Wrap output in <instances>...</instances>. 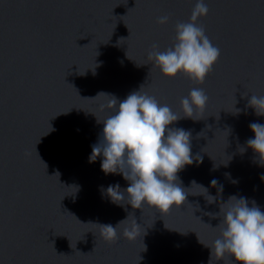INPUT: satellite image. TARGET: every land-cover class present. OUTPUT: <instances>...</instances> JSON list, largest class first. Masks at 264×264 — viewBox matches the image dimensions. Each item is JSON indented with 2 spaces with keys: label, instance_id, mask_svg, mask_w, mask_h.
<instances>
[{
  "label": "water",
  "instance_id": "1",
  "mask_svg": "<svg viewBox=\"0 0 264 264\" xmlns=\"http://www.w3.org/2000/svg\"><path fill=\"white\" fill-rule=\"evenodd\" d=\"M204 2L209 11L197 23L220 56L197 83L166 77L148 60L152 44L172 45L196 0H0V264H236L227 253L211 256L220 217L208 214L231 196L264 211V164L246 147L249 125L264 124L247 107L264 95V0ZM140 88L181 115L170 128L191 132L193 163L177 173L189 195L162 214L113 203L104 190L129 182L105 174L102 157L89 162L98 122L114 114L98 94L123 101ZM193 88L209 97L195 119L180 106ZM198 185L216 200L209 204ZM129 213L140 235H122L130 216L106 242L96 224L116 226Z\"/></svg>",
  "mask_w": 264,
  "mask_h": 264
},
{
  "label": "clouds",
  "instance_id": "2",
  "mask_svg": "<svg viewBox=\"0 0 264 264\" xmlns=\"http://www.w3.org/2000/svg\"><path fill=\"white\" fill-rule=\"evenodd\" d=\"M208 11L204 0H196L190 19L175 24L172 45L160 51L158 44H152L148 60H154L155 66L164 76L175 77L177 73H183L190 80L203 83L211 72L220 50L209 40L204 26L197 23L198 18L206 16ZM169 18L167 14L162 15L157 18V23L166 24ZM141 88L130 93L123 101L103 92L98 94L110 98L108 105L114 114L97 121L103 124V129L97 143L91 146L89 162L102 157L101 170L105 174H121L129 182V186L123 190L118 183L104 190L113 203L120 206L128 204L133 209L151 207L162 214L169 212L173 206L179 209L189 195L187 189L178 182L177 173L185 165L193 163L191 132L183 128H170L169 125L181 119V115L167 104H160L154 96L141 92ZM208 99L204 89H191L180 100L183 117L194 118V113H202ZM247 107L254 109L257 116H264V95H251ZM239 111L235 109V112ZM249 129L254 138L246 141V147L251 148L258 155L260 163L264 164V124L252 122ZM225 176L230 174L225 173ZM192 184L197 185L195 181ZM217 185L216 179L210 182L212 187ZM198 186L204 190L202 195L209 204L216 200V197L207 194L205 187ZM222 190L223 185H219L217 192ZM220 205L219 213L208 214L213 218L220 217L217 227L221 235L210 247L206 246L211 249V256L222 260L227 253L236 264H264V211L255 201L249 206V200L245 197L231 196ZM130 216L132 220L123 229L122 235L129 240L136 239L140 235V226L131 213L116 226L96 224L101 228L103 239L108 243L115 242L117 229Z\"/></svg>",
  "mask_w": 264,
  "mask_h": 264
}]
</instances>
